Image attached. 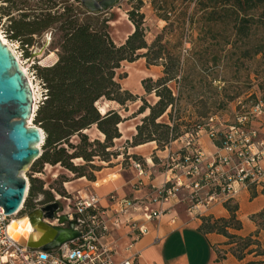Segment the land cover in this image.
<instances>
[{
  "label": "rangeland",
  "instance_id": "obj_1",
  "mask_svg": "<svg viewBox=\"0 0 264 264\" xmlns=\"http://www.w3.org/2000/svg\"><path fill=\"white\" fill-rule=\"evenodd\" d=\"M69 2L89 16L76 0ZM224 4L225 2L217 4L218 8L215 10L213 3L208 0L202 4L201 0H120L112 9L98 15L101 21L109 20L107 33L120 46L132 31L129 12L140 7L139 14L144 15L148 43L151 44L160 37L168 53L180 60L178 80L169 84L177 99L173 111L169 110L172 121L166 115L159 122L179 126L181 137L203 127L214 116L227 125L233 124L237 115L252 106L264 92V8L249 12L254 17V22L241 32L242 13L232 9L226 12L223 6L229 8V4ZM9 7L0 3V32L28 70L38 91L39 106L46 90L38 76L37 67H50L57 62V50L52 46L54 33L50 30L41 37L36 36L34 45L28 51L24 50L17 41H12L9 37L10 19L19 18L20 15V12L8 11ZM143 53L145 52H140L139 55ZM163 70L162 66L151 65L146 58L141 57L134 63L122 65L119 71L120 82L124 90L154 105L158 98L155 94H147L142 83L146 79L158 80L163 76ZM142 104L141 100L129 103L126 110L117 104L99 103L103 113L111 109L119 110L126 120L120 125L122 138L116 140L115 146L109 150L116 155L110 157L108 162L96 160L95 165L100 168V171H95L96 178L101 180L115 174L118 179L129 181L133 179V162H140L146 168V157L157 160L154 161L156 170H163L159 160L164 156L158 152L161 147L156 143L146 148L131 147L136 127L148 115L147 112L133 116ZM31 126L37 127L34 122ZM88 134L92 139H103L97 130H91ZM155 147L157 150H154ZM199 148L206 154L216 152L212 139L206 133L199 140ZM35 163L36 161L27 166L21 176L29 180V187L34 179L35 189L42 187L48 194H37L32 201L34 206L31 210L38 200H43V203H57L60 210L65 211L69 205L65 198L74 202L75 196L74 191L65 185V181H75L76 178H69L71 174L60 165H45L38 173L34 171ZM84 164L86 163L82 160L74 161V165ZM90 171L88 168V172ZM31 210L22 212L20 218L30 214ZM9 233L12 235V232Z\"/></svg>",
  "mask_w": 264,
  "mask_h": 264
},
{
  "label": "trees",
  "instance_id": "obj_2",
  "mask_svg": "<svg viewBox=\"0 0 264 264\" xmlns=\"http://www.w3.org/2000/svg\"><path fill=\"white\" fill-rule=\"evenodd\" d=\"M208 1L213 3L215 10L217 4L225 2L224 5L229 4V8L223 6L226 12L232 9L242 13L241 32L254 22L249 12L264 8V0ZM0 3L9 5L8 11L20 12L19 18L10 19L9 37L24 50L28 51L34 45L36 36L41 37L50 30L54 33L52 46L57 50L58 60L53 66L37 67L46 92L33 122L44 131L45 142L34 171L40 173L45 165H60L73 173L76 179L86 178L96 182L95 171H100V168L95 162H108L110 157L116 155L109 150L115 146L116 140L122 138L120 125L126 120L119 110L111 109L103 113L98 106L101 102L125 108L129 103L142 101V106L133 116L147 112L148 115L136 127L131 147L156 143L163 150L181 137L179 126L159 122L166 115L172 121L171 112L177 99L169 84L178 80L180 60L168 53L160 37L148 43L144 15L139 14L140 7L129 12V20L135 29L119 46L107 33L109 20L101 21L100 16H88L69 0H0ZM143 51L145 53L139 55ZM141 57L146 58L151 65L164 68L161 78L156 81L146 79L142 83L147 94H155L158 98L154 105L124 90L120 82L122 65L134 63ZM91 130H97L103 139H92L88 134ZM76 159L86 164L74 165ZM34 182L32 179L24 213L34 206L32 201L37 194H48L42 187L35 189ZM225 208L230 213L229 218L202 217L200 231L225 236L229 244L233 245L232 255L239 261L245 260L250 254L264 257V250L254 236L241 237L230 233V230L242 228L237 218L238 205L228 202ZM252 220L257 223L259 230L264 231V210L252 216ZM223 258L219 256V259ZM247 264H264V261Z\"/></svg>",
  "mask_w": 264,
  "mask_h": 264
},
{
  "label": "built area",
  "instance_id": "obj_3",
  "mask_svg": "<svg viewBox=\"0 0 264 264\" xmlns=\"http://www.w3.org/2000/svg\"><path fill=\"white\" fill-rule=\"evenodd\" d=\"M262 118L264 92L250 108L237 115L233 124L227 125L214 116L203 127L169 143L163 148L165 157L159 160L164 182L154 188L146 200L119 199L110 195L107 200L112 206L108 210L94 194L85 198L74 196V202L65 198L69 203L66 210L58 211L55 218L47 222L63 225L61 218L66 217L68 222L75 223L79 236L54 250L28 248L9 233L11 225L21 219L29 187L18 212L6 215L0 209V264H134V259L115 262V250L106 237L124 226L130 227L135 242L147 235L148 227L135 219V213L142 211L148 222L174 214L175 222L183 213L173 209L184 205V214L195 219L215 206L234 203L243 191L264 190V138L255 126ZM205 133L216 147L213 154H206L199 148V140ZM151 165L155 168L154 163ZM133 167L138 172L137 185H141L149 170L140 162H133ZM159 241L157 238L155 243Z\"/></svg>",
  "mask_w": 264,
  "mask_h": 264
},
{
  "label": "crops",
  "instance_id": "obj_4",
  "mask_svg": "<svg viewBox=\"0 0 264 264\" xmlns=\"http://www.w3.org/2000/svg\"><path fill=\"white\" fill-rule=\"evenodd\" d=\"M128 38V37H127ZM256 128L260 131L264 138V118L255 123ZM132 141V139H131ZM155 143H149L139 146L146 148L154 146ZM156 145V144H155ZM156 148V149H155ZM154 150H157L155 147ZM163 154L164 151L160 150ZM159 157V155H158ZM161 159V158H160ZM155 159L147 158V170L149 173L143 177L142 184L137 185L138 172L132 167L133 179L125 181V179H108L98 178L96 182H90L86 178L68 181L71 184V189L76 192L87 191L101 199L104 209H110L111 204L107 198L110 195H115L119 199H143L146 200L154 188L160 187L164 182V170L158 171L152 167ZM155 164V163H154ZM69 178L75 177L73 173ZM114 175V174H113ZM107 182H104V181ZM101 183L100 187L96 184ZM75 185V186H73ZM238 205L237 218L242 223L240 230H230L233 235L241 237L254 236L264 250V231L259 230V226L252 220V216L259 214L264 210V190L256 189L253 193L243 191L234 201ZM166 208L169 205L165 206ZM154 209L157 206L153 207ZM184 205H177L173 210L178 213H183L178 221H173L175 215H166L160 220L145 221L142 211L135 213L133 216L139 223H145L149 229V233L142 237L139 241L133 240V233L130 227H122L118 231L110 232L106 241L115 250L114 261L121 262L126 259H134V264H247L248 262H262L264 257H257L255 254L247 255L245 260L239 261L231 253L233 245L229 244V240L220 234L211 233L205 234L200 231L202 225V217L213 216L219 218H229L230 213L224 205H218L204 213L203 216L195 219L189 218L184 214ZM108 215L112 213L107 211ZM37 222L47 224L46 219L39 218ZM48 225V224H47ZM56 236H53L48 242H53ZM160 239L155 243L156 239ZM39 249V248H33ZM223 256V259H219Z\"/></svg>",
  "mask_w": 264,
  "mask_h": 264
},
{
  "label": "water",
  "instance_id": "obj_5",
  "mask_svg": "<svg viewBox=\"0 0 264 264\" xmlns=\"http://www.w3.org/2000/svg\"><path fill=\"white\" fill-rule=\"evenodd\" d=\"M89 15L98 16L112 9L120 0H76ZM27 75L17 57L0 37V209L13 215L21 208L30 185L21 172L42 156L45 133L38 127L27 126L34 120L38 108ZM45 209H36L28 217L33 227L30 241L20 243L28 248L54 250L79 236L75 223L61 218V224L70 228L51 227L37 222ZM53 214L50 219H54ZM19 221V222H20ZM10 232V231H9ZM56 236L53 242H48Z\"/></svg>",
  "mask_w": 264,
  "mask_h": 264
},
{
  "label": "bare ground",
  "instance_id": "obj_6",
  "mask_svg": "<svg viewBox=\"0 0 264 264\" xmlns=\"http://www.w3.org/2000/svg\"><path fill=\"white\" fill-rule=\"evenodd\" d=\"M131 26H132V31L128 34V36L131 35L133 33V31H134V26L132 24H131ZM0 37H1L2 41H3V43L6 44L11 49V51L13 52V54L17 57V59L19 61V64H20L22 70L25 72V74L28 77V80H29V83H30V87L32 89V92H33V95H34V99H35L34 109L36 110L38 108V106H37L38 105V91L36 90V87L33 84V81H32V79H31V77L29 75V72L23 66V62L21 61V59H20L19 55L17 54V52L13 49V47L9 44V42L5 39V37L2 35L1 32H0ZM101 111H104V110L101 109ZM32 123H33V119L31 121H29V126L30 127H33V126H31ZM75 161H80V159H76ZM112 176L113 177H109L108 179L112 180V178L113 179H117L118 178L115 174L112 175ZM27 181H28V179H27ZM107 181L105 180L104 182H107ZM65 185L69 189H71V184L70 183H66ZM101 185H102L101 183H97L96 184L97 187H100ZM74 195L77 198H85V197L89 196L90 193L87 192V191H81V192L74 193ZM9 231L12 232L11 233L12 234L11 236H12V238L15 241H18V242L24 241L26 243L27 241H30V239H31L32 232H33V227L31 225L30 219L28 217H26V218H24L20 222L13 223L11 225Z\"/></svg>",
  "mask_w": 264,
  "mask_h": 264
},
{
  "label": "flooded vegetation",
  "instance_id": "obj_7",
  "mask_svg": "<svg viewBox=\"0 0 264 264\" xmlns=\"http://www.w3.org/2000/svg\"><path fill=\"white\" fill-rule=\"evenodd\" d=\"M36 209H45L44 216L46 218H44V219H46V220L50 219V217H52L53 214H56L58 211H61L60 207L57 205V203H43V200H38L37 204H35L34 209H32L31 211H34ZM47 224L51 227H61L63 229H68L71 227L70 223L65 224V225H59V224L50 225L49 223H47Z\"/></svg>",
  "mask_w": 264,
  "mask_h": 264
}]
</instances>
